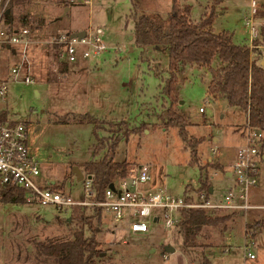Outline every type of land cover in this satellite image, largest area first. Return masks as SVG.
I'll list each match as a JSON object with an SVG mask.
<instances>
[{
  "label": "rangeland",
  "instance_id": "obj_1",
  "mask_svg": "<svg viewBox=\"0 0 264 264\" xmlns=\"http://www.w3.org/2000/svg\"><path fill=\"white\" fill-rule=\"evenodd\" d=\"M26 1L0 0V9L7 11L14 2L23 4ZM62 1L66 5L76 4L72 5L70 15L59 20L62 24L59 32H63V28L80 26L104 30L110 48L98 61L69 64L68 70L61 72L60 60L56 63L51 60L53 47L49 44L50 38L58 33V25L47 24V19L36 17L31 8L17 15L15 24L26 25V20L34 40L26 46L18 45L15 52L12 47L0 44V80L9 81L8 93L0 102V108L8 112L9 119L26 122L29 144L41 166L38 183L45 185L53 179L56 180L54 188L71 194L74 202L87 198L85 182L77 180L73 167L94 156L97 144L94 126L91 123H57L56 119L89 112L100 118L125 119L131 125L145 126L120 141L115 157L116 161H127L133 168H148L151 180L141 187L142 190L154 191L160 187L177 197L185 196L187 187L197 189L200 167L191 164V153L185 147L179 128L165 126L162 118L163 111L172 102L164 92L171 73L168 49L141 47L130 39L134 29L130 14L138 11L165 17L174 6L182 11L189 5L191 19L198 22L214 6L215 31L230 32L236 43L251 45L246 24L249 20L258 28L264 24V0H69L68 3L65 0H30L28 3ZM262 58L264 60V55ZM13 67H19L16 75L12 73ZM28 74L34 83L25 82ZM210 78L209 70L198 65H186L178 73L176 108L188 118L189 134L204 137L199 146L204 164L209 157L220 162L222 156H214L212 147L222 152V159L232 161L234 151L245 143L241 133L247 120L241 107H231L224 98L214 100L208 96ZM200 107L205 111L201 112ZM239 122L242 124L236 125ZM107 134L105 130L98 131L100 137ZM214 138L219 141L214 142ZM222 165L224 170L225 165ZM260 168L257 184L248 191L251 207L243 217L234 215L226 231L216 232L222 243L212 247L210 253L209 248L206 250L212 264H264V162L260 163ZM215 172L212 169L209 172L215 189L211 196L224 197L234 178L213 175ZM86 212L91 215L89 224L96 231L102 251L96 259L97 264H190L188 255L175 244V232L172 234L166 229L163 220L153 223L148 234L134 235L128 231L127 221L115 222L109 213L96 212L91 207H87ZM71 213L72 207L0 201V264H31L23 263L22 250L31 251L34 241L72 238L76 222L61 220ZM255 222L260 226L252 231L255 235L251 250L256 257L251 259L246 258L243 246L246 224ZM90 226H86V235L91 234ZM168 244L174 245L176 251H167ZM165 253L169 254L168 258Z\"/></svg>",
  "mask_w": 264,
  "mask_h": 264
},
{
  "label": "trees",
  "instance_id": "obj_2",
  "mask_svg": "<svg viewBox=\"0 0 264 264\" xmlns=\"http://www.w3.org/2000/svg\"><path fill=\"white\" fill-rule=\"evenodd\" d=\"M173 1L176 2V0ZM130 15L134 21L131 35L138 46L164 47L169 52L171 73L164 92L172 102L163 111L162 118L165 126L179 128L185 147L190 150L191 164L200 167V186L197 189L187 187L186 195L188 198L195 197L201 191L211 194L210 188L213 185L210 182L209 172L211 169L222 171L223 165L214 160H207L204 164L199 156V146L204 141V137H194L189 134V120L176 108V102L179 99L178 73L186 65L206 68L211 73L207 86L208 95L213 99L225 98L231 107H241L246 112V123L264 130V65L260 63L259 56L254 53L258 43L256 41L252 43L254 47L236 43L230 32H215L213 29L214 6L198 22L191 19L189 5H186L182 11H179L178 6H174L165 17L138 11ZM24 23L27 24V21L25 20ZM10 28L15 29L13 26ZM56 50L55 46L51 49V60L55 63L59 60ZM58 62L61 63L60 71L66 72L70 63ZM56 122L93 124L97 137L94 156L80 166L83 167L85 174L93 178L92 186L96 198H103L106 188L113 180L127 176L133 168L127 161H116L118 145L132 131L143 130L145 126L131 125L125 119L113 121L100 118L89 112L70 116L67 114L63 118L56 119ZM99 130H105L108 134L100 137ZM102 151L104 152L101 154ZM51 187L54 188L52 185ZM191 191L195 194L192 195ZM0 201L25 203L24 190L17 186L0 185ZM86 208L73 205L71 215L61 219L67 223L76 222L72 238L34 241L31 251L22 250L23 263L97 264L96 259L102 251L99 249L96 231L89 224L91 215L87 214ZM243 212L245 211L185 209L181 213V220L174 234L175 244L185 255H188L190 264H212L209 256L211 248L222 243V241L219 242L217 233L226 231L234 215L243 217L245 215ZM87 225L91 229L90 235H86ZM258 226H260L259 222L247 223L245 237L246 235L254 236L252 231ZM216 241L217 244H215ZM208 248L209 253L206 251Z\"/></svg>",
  "mask_w": 264,
  "mask_h": 264
},
{
  "label": "built area",
  "instance_id": "obj_3",
  "mask_svg": "<svg viewBox=\"0 0 264 264\" xmlns=\"http://www.w3.org/2000/svg\"><path fill=\"white\" fill-rule=\"evenodd\" d=\"M5 10V8L0 9V44L12 47L15 52L18 45L26 46L34 40V36L27 24H21L14 30L2 24ZM85 31L86 35L82 38L71 37L70 32L64 31L50 38L49 44L56 47L60 61L76 64L97 59L109 50L102 28L89 26ZM251 46L254 47L253 44ZM18 71L19 67L12 68L14 75ZM25 82L31 84L35 81L28 74ZM8 83V80H0V102L5 100L8 93ZM200 111L204 112L205 108L200 107ZM243 132L245 143L237 148L235 163L232 167L234 183L224 197L213 199L212 193L209 194L206 191H201L195 197L188 198L186 194L175 197L160 187L154 191H144L141 187L149 183L151 176L146 166H140L132 168L127 176L114 179L113 187L109 185L104 197L100 199L95 197L93 178L85 174L87 198L77 203L74 202L71 194L54 189L48 184L38 183L41 166L29 144L26 122L9 119L8 112L0 108V185L22 188L27 203L55 205L58 208L79 205L91 207L97 211L103 210L112 215L115 222L127 221V229L134 235L148 234L152 224L161 220L164 221L166 229L173 234L181 220V213L185 209L246 211L251 207L248 191L251 186L257 184L260 173L264 130L246 123ZM213 154L218 155L219 149L214 148ZM253 245V238L246 235L243 246L246 258L256 257L251 250ZM164 256L168 258L169 254L165 253Z\"/></svg>",
  "mask_w": 264,
  "mask_h": 264
},
{
  "label": "crops",
  "instance_id": "obj_4",
  "mask_svg": "<svg viewBox=\"0 0 264 264\" xmlns=\"http://www.w3.org/2000/svg\"><path fill=\"white\" fill-rule=\"evenodd\" d=\"M29 1L30 0H27L23 4L22 3L15 4V2H14L12 7H10L7 10V12H5L4 15L2 16V24H4L7 27H12L13 26V27H15V29H17V27L20 25L19 23L15 24L16 23L15 22L16 18H18L17 15L21 16V14H22L24 9H28V8L30 9L31 8V13L34 14L33 11H35L34 15L36 17H41L42 16V18L47 19V24L55 25V26L57 24L58 25V31L57 32H59L61 30L60 26H62V24H60L59 20L63 19L67 15H70L69 13H70L72 5L76 4V3H73L71 5L70 2L69 3L67 2L68 4L66 5V3H64V1H62L60 3L59 2L58 3L49 2V3H46V4H40V5H35L34 4V5H32V2L28 3ZM66 6H68L67 9H66ZM60 9H62L61 13H59ZM7 15H8V17H7ZM249 21H247L246 25H247V27H249V31H250V34H251L250 44L255 43V41L258 43V45L256 46L257 48L255 49L254 53L257 54L259 57H261L260 58L261 59L260 63L262 65H264V60L262 58V56L264 55V24H261L260 27H259L260 29H259L257 27L256 23L255 24H254V22L250 23ZM213 29H214V27H213ZM81 30H85V28H83L81 26L79 28H73V29L63 28V31H67V32H71V33L76 32V31H81ZM214 31H215V29H214ZM217 33H219V32H217ZM159 48H161V47H159ZM93 60H97L98 61V58L97 59H93ZM218 99H221V98H218ZM214 100H217V99H214ZM245 116H246V112H245ZM241 124L242 123L239 122L236 125H241ZM243 131H244V128L242 129V133H241L243 135V137H244V132ZM209 139H211V138H209ZM213 141L217 142V141H219V139L214 138ZM213 149L214 148L212 147V152H213ZM233 155H234V157H233L232 161L231 160L222 159V157H224V155L219 150V156H222V157H220V163L224 164L225 168L222 171L221 170H216V172L213 173V175H218L219 174V175H223V176H225L227 178L233 179L232 167H233V165L235 163V159H236V152L235 151H234ZM214 156H216V154H214ZM212 158L213 157H209L208 160H213ZM262 162H264V144L262 146L261 158H260V163H262ZM260 172H261V170H260ZM46 184H48L50 186L52 185L53 187H56L55 186L56 185V180L52 179L51 181L46 182ZM231 185H233V182H232ZM214 191H215V189H214V186H213L212 194H214ZM213 199H219V198L215 197ZM246 211L243 212V213H246ZM113 232H114V234L116 233L115 230ZM153 249L155 250V248H153Z\"/></svg>",
  "mask_w": 264,
  "mask_h": 264
},
{
  "label": "water",
  "instance_id": "obj_5",
  "mask_svg": "<svg viewBox=\"0 0 264 264\" xmlns=\"http://www.w3.org/2000/svg\"><path fill=\"white\" fill-rule=\"evenodd\" d=\"M85 35H86V31L85 30L76 31V32L71 33V37L82 38ZM132 38H133V36L130 35V39H132ZM73 174L76 176L78 181H82L85 178V173H84L83 169L79 165H75L73 167ZM110 187H113V183L110 184ZM210 192L211 193L213 192V187L210 188ZM166 249H167V251L172 252V253L176 251L175 246L172 245V244H168L166 246Z\"/></svg>",
  "mask_w": 264,
  "mask_h": 264
}]
</instances>
